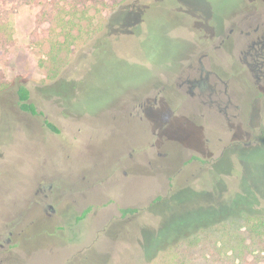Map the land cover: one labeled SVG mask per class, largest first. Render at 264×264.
I'll return each mask as SVG.
<instances>
[{
	"label": "rangeland",
	"instance_id": "obj_1",
	"mask_svg": "<svg viewBox=\"0 0 264 264\" xmlns=\"http://www.w3.org/2000/svg\"><path fill=\"white\" fill-rule=\"evenodd\" d=\"M104 1L56 58L32 7L0 30V264H171L168 247L264 213V77L235 44L264 0ZM101 33L127 64L98 63ZM20 84L42 115L19 110ZM192 95L233 103L202 118Z\"/></svg>",
	"mask_w": 264,
	"mask_h": 264
},
{
	"label": "trees",
	"instance_id": "obj_2",
	"mask_svg": "<svg viewBox=\"0 0 264 264\" xmlns=\"http://www.w3.org/2000/svg\"><path fill=\"white\" fill-rule=\"evenodd\" d=\"M104 2V0H0V30L8 24L13 9L21 5L30 6L35 10L38 27L45 22L54 25L56 36L51 48L52 56L56 58L63 50H69L82 33L89 34L92 16L90 7ZM87 22L89 24H86ZM85 25L87 28H84ZM166 32L160 30L162 40H166ZM11 41L10 35L0 34V60ZM93 48V56L97 58L98 63L104 65L108 60H112L118 65L127 64L124 59L116 56L113 43L105 33L95 38ZM8 88L7 81L0 82V93ZM15 93L20 111L42 115L43 112L38 111L36 104L31 100V93L26 85H18ZM45 122L52 130L58 131L53 123L48 120ZM245 198L249 200L251 197L247 195ZM128 211L132 210H124ZM247 221L250 226H245L238 232L224 234L222 240L209 239L208 232L202 231L192 238L191 247L188 242L185 250H181L177 243L168 247L167 249L175 254L174 262L171 264H264V213H248Z\"/></svg>",
	"mask_w": 264,
	"mask_h": 264
},
{
	"label": "flooded vegetation",
	"instance_id": "obj_3",
	"mask_svg": "<svg viewBox=\"0 0 264 264\" xmlns=\"http://www.w3.org/2000/svg\"><path fill=\"white\" fill-rule=\"evenodd\" d=\"M253 23H257V26L254 28L251 34H248L247 38L237 37L235 39V44L240 48V52L243 56L240 59L241 62L245 63L248 67L252 68L257 72L258 82H262V78L264 77V23L259 22L257 19H253ZM189 82V81H188ZM186 83V81H184ZM196 82L193 83V86ZM180 87H183L184 84H180ZM203 92L206 91V87L201 85ZM192 98H197L196 95H192ZM199 97L193 101V109H200L202 112V118L205 117V114L210 116H218L215 113L214 108H221V106H225V108L229 107L233 102L219 100V99H209L208 101H200L198 102ZM197 106V108H196ZM58 197V196H57ZM64 197H60L58 199H52L50 202H47L50 197H46L44 199L45 209H50L55 211L56 203L62 204L64 202ZM69 202V200H67ZM70 203V202H69ZM48 215L51 213L47 212ZM70 226H80L78 222L73 223ZM0 246L3 247V243H0Z\"/></svg>",
	"mask_w": 264,
	"mask_h": 264
}]
</instances>
